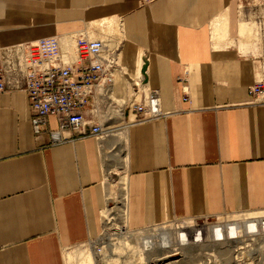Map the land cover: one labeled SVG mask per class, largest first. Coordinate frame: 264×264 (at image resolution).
Masks as SVG:
<instances>
[{
	"label": "crops",
	"instance_id": "obj_1",
	"mask_svg": "<svg viewBox=\"0 0 264 264\" xmlns=\"http://www.w3.org/2000/svg\"><path fill=\"white\" fill-rule=\"evenodd\" d=\"M238 8L237 0H0V46L110 33L123 70L101 137L51 143L32 132L26 93L0 91V264H67L68 250L103 228L108 173L124 178L131 229L264 212V100L250 91L263 64L233 43L245 34ZM134 77L143 89L130 90ZM150 89L164 115L136 121L130 102ZM48 126L57 127L54 116Z\"/></svg>",
	"mask_w": 264,
	"mask_h": 264
},
{
	"label": "built area",
	"instance_id": "obj_2",
	"mask_svg": "<svg viewBox=\"0 0 264 264\" xmlns=\"http://www.w3.org/2000/svg\"><path fill=\"white\" fill-rule=\"evenodd\" d=\"M119 44L117 37L110 33L94 38L77 32L64 37H43L0 46V91L23 90L26 93L32 132L35 135L47 133L51 143L65 141L74 133L87 132L101 137L104 127L99 105L104 106L107 99L118 100L113 94V83L116 74L123 72ZM178 80L183 88V100H188L187 78L178 77ZM139 89H143V84L134 77L130 90ZM250 91L254 99L264 100L258 97L262 91L258 85L250 88ZM122 102L124 104L126 101ZM130 103L129 108L135 113L136 121L164 115L157 90L150 89L140 104ZM49 116L55 117V129L48 126ZM242 221H248L246 225L250 221L257 228L252 232L245 226L244 231L248 236L241 231ZM227 222L239 225L241 241L260 237L263 235L260 233H264V217H249L237 222L233 219L216 221L193 230L181 229V232L178 229L170 230L168 241L172 239L176 244L162 247L161 253L150 251L157 244L150 228L165 226L166 222L139 229L126 225L121 229L105 231L103 227L96 237L87 242L95 243L93 251L97 264H179L181 233L187 234L190 241L195 235L203 234L206 238L209 229L218 224H223V231L227 232L230 228L229 224L226 226ZM154 255L159 259L153 260Z\"/></svg>",
	"mask_w": 264,
	"mask_h": 264
},
{
	"label": "rangeland",
	"instance_id": "obj_3",
	"mask_svg": "<svg viewBox=\"0 0 264 264\" xmlns=\"http://www.w3.org/2000/svg\"><path fill=\"white\" fill-rule=\"evenodd\" d=\"M237 1L239 6L238 14L240 21L243 22L240 24V28L243 29V34H245L241 35L240 32H238L237 36L233 39V43L244 53L258 57L261 61L260 64H263V72L260 75V80L257 85L258 89L262 90L260 95L264 96V0ZM125 104L126 103H124V105ZM111 176L113 178L115 177L114 182L116 185L114 182L112 183L110 193L108 191L109 194L107 195L109 200L107 199V204L102 213L103 227L104 229L106 228L105 231H113L114 228L121 229V227L126 224L125 215L123 214V196L121 192L123 184L120 180L122 175L116 173L114 175L111 174ZM249 217H264V212L239 214L224 213L218 216L188 219L174 218L167 220L165 226L168 227L174 223H178L177 225L181 226L182 229L193 230L197 226H205L206 224L216 221L219 222L233 219L237 222L238 220H244ZM242 222H244V224L242 225L241 231L249 236V234L244 231L245 223L248 221ZM226 224H236V238L216 239L212 232V227L211 229L208 227L209 231L205 234L206 238L202 234L201 240L195 244L190 242L187 234L182 233L181 236L185 235L187 244L184 246L180 244L183 249H180L181 260L179 264H264V233L261 232L260 234L263 235L260 237H253L250 240L241 241L239 239V229H237L239 228V225L234 222H227ZM220 225L223 224H218L215 228ZM251 236H253V234ZM165 243L166 245H169V242L165 241ZM67 254V264H97L92 249L87 243L68 250Z\"/></svg>",
	"mask_w": 264,
	"mask_h": 264
},
{
	"label": "bare ground",
	"instance_id": "obj_4",
	"mask_svg": "<svg viewBox=\"0 0 264 264\" xmlns=\"http://www.w3.org/2000/svg\"><path fill=\"white\" fill-rule=\"evenodd\" d=\"M261 92L262 91H260L259 92V96H260V94H261ZM112 100V99H111ZM110 99H107L106 100V103H105V105L104 106H101V105H99V114L100 115H102L103 116V122H102V124H104V121L106 122V121H109V120H111V119H113V117H114V113H115V110H114V105H115V101L116 100H112L111 101ZM118 101V100H117ZM103 134H104V131H103ZM102 134V135H103ZM122 171V170H121ZM120 172V171H119ZM109 174L110 173H108V177H107V179H108V184H107V195L110 193V188H111V186H112V183L115 181V177L113 178L112 176H111V174H110V176H109ZM116 174V173H115ZM118 174V173H117ZM113 175V174H112ZM112 179V180H111ZM121 183L123 184V186H124V178L122 177L121 179ZM117 181V180H116ZM114 184L116 185V183L114 182ZM123 188V187H122ZM108 191H109V193H108ZM115 195H116V193H115ZM111 196V195H110ZM112 197V196H111ZM114 197V196H113ZM108 199V198H107ZM109 200V199H108ZM113 200V199H112ZM110 203V202H109ZM116 203V202H115ZM178 223H174L173 225H171V226H156V227H153V228H150L151 230H150V232H152L153 233V236H155L156 238H154L156 241H157V244L156 245H154V246H152V249L150 250L151 251V253H154V252H156V253H161L160 251H161V249H162V247L164 248V247H168V246H174L176 243H175V241L174 240H172L171 238V240L170 241H168L169 240V236L171 235V231L170 230H174V229H178V231H180L181 229H182V227L181 226H179V225H177ZM247 223H245V226H248L249 227V230L250 231H252V232H254V228H257L256 227V225H254V224H250V221H249V223H248V225H246ZM108 225H109V222H108ZM112 225V224H111ZM126 226V224L123 226V227H125ZM226 226H228V224H226ZM229 226H230V228H229V230L226 232H224L223 231V225H220V226H218L217 228H213L212 227V232H213V234H214V236H215V238L216 239H232V238H236L237 236H236V225L234 224L233 226L232 225H230L229 224ZM236 226V227H235ZM112 227H114V226H112ZM106 229V228H105ZM226 229H227V227H226ZM238 229V228H237ZM175 231H173L172 233H174ZM181 232V231H180ZM182 234V233H181ZM111 235H112V233H111ZM181 236V235H180ZM199 236V237H198ZM225 236V237H224ZM189 238V237H188ZM199 238V239H198ZM201 238H202V235H195V237H193V238H191V243H198L200 240H201ZM190 240V239H189ZM165 241H167V242H169V245H166V243H165ZM107 242V241H106ZM108 243V246L111 244L109 241L107 242ZM94 242H87V245H89L90 247H91V249H92V252H93V254H94ZM184 246L185 244H187V242H186V240H185V235H183V236H181V239H180V242H179V249H183V247L181 246ZM109 247H112L111 245L109 246ZM110 252V251H109ZM110 256H112V254H111V252H110ZM156 256V255H155ZM94 257H95V254H94ZM159 258H157V256L156 257H154L153 258V260H158ZM95 260H96V258H95ZM150 261H151V258L149 259ZM170 264H172V263H170Z\"/></svg>",
	"mask_w": 264,
	"mask_h": 264
}]
</instances>
